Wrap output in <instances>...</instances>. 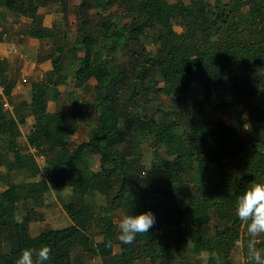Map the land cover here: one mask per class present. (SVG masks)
Here are the masks:
<instances>
[{
    "label": "trees",
    "instance_id": "1",
    "mask_svg": "<svg viewBox=\"0 0 264 264\" xmlns=\"http://www.w3.org/2000/svg\"><path fill=\"white\" fill-rule=\"evenodd\" d=\"M76 1L70 42L64 28L72 0H0L18 14L32 8L28 33L53 42L39 52L53 69L33 83L31 101L13 111L0 104V178L3 166L15 165L10 154L19 150L28 115L34 117L28 143L45 154L44 179L14 184V199L0 194V264H15L34 245L52 249L45 264H88L94 256L103 264H235L223 235L242 231L237 197L253 181L264 182V0ZM54 5L63 23L47 27L39 10ZM70 80L90 91L95 114L75 146L69 143L78 130L75 117L43 107L48 89ZM160 92L168 98L163 105ZM240 106L250 109L248 117ZM225 117L246 125L248 134ZM144 144L152 151L150 167ZM95 156L106 160L102 170L91 169ZM205 158L209 169L200 167ZM50 186L71 189L63 208L72 224L34 238L30 224L41 218ZM96 193L104 216L92 207ZM20 206L22 219L13 220ZM148 211L156 217L149 232L121 243L119 214ZM98 232L113 236L116 254L94 240ZM262 236L257 247L264 250ZM4 243L8 252L1 251Z\"/></svg>",
    "mask_w": 264,
    "mask_h": 264
},
{
    "label": "rangeland",
    "instance_id": "2",
    "mask_svg": "<svg viewBox=\"0 0 264 264\" xmlns=\"http://www.w3.org/2000/svg\"><path fill=\"white\" fill-rule=\"evenodd\" d=\"M171 2H175L177 0H170ZM189 3V0H183ZM209 2H214L215 0H207ZM229 2L230 0H225ZM78 3L76 0H72L69 5V14H68V23L64 28L65 35L68 40L72 42L76 36V17L74 14V7ZM57 5L50 6L48 8H41L40 12L43 15L44 24L53 26L55 24H62L63 16L59 12ZM175 29L181 32L182 28L179 25L175 26ZM52 39L46 38L42 41L41 49L50 50L52 48ZM54 47V45H53ZM150 48V47H149ZM264 77V72H263ZM95 80L90 81V87L95 85ZM264 83V82H263ZM162 87V83L160 84ZM61 91L59 92V104L58 109H65V111L70 114V116H74L77 122L78 130L75 134L69 137V143L71 146H75L86 139L87 130L89 127L94 125L95 114H92L91 109L88 107V102L91 100V94L89 90H83L82 87H76L73 82L70 80L69 84L60 85ZM200 94L201 91H200ZM161 98L159 99V104H164L168 102L167 95L164 92H160ZM240 111L243 113L245 117L249 116L250 109L246 106H240ZM116 117V113L112 114ZM224 120L228 124H232L239 129L241 135L246 136L249 132V129L246 125H242L232 120L229 117H225ZM264 147V144H261ZM36 152V151H35ZM39 152V151H38ZM164 153V151H163ZM19 159V158H18ZM143 161L147 167H150L152 161V151L148 144L143 145ZM24 162V160H23ZM90 166L93 171L102 170L105 167L106 160L100 156H95L90 160ZM40 164V163H39ZM212 162L210 159L205 158L200 161L201 169H209L212 167ZM32 167L29 175H23V173L17 175V181L27 182L28 177L32 179V181H38L44 179L45 176L41 171L44 165L38 166V163L35 161L32 163ZM2 170H6L5 166L1 168ZM2 175V174H1ZM2 179V177L0 178ZM4 181L0 180V183ZM18 182V183H19ZM50 191L43 198V205L38 209L41 211V218L33 221L30 224V234L32 237L38 236L41 232L47 231L50 229H62L70 226L72 224V220L68 217L65 212L63 206L71 201V189L68 187H53L50 186ZM0 191H4V196H7L6 188L0 189ZM8 192V191H7ZM10 195L14 199L16 197V191L14 187H10L9 189ZM1 193V192H0ZM3 193V192H2ZM92 207L95 209L97 216L106 215L103 197L96 193L91 197ZM22 207L18 210L17 214L13 218V220L20 221L22 219ZM125 213H120L119 216L115 219V222L119 223V220L125 216ZM224 239L227 240L233 247V261L235 264H246V257L244 248L247 247L248 239L246 226L242 227V231L237 233L225 232L223 235ZM263 236H259L257 240L262 241ZM94 240L97 242H104L108 246V254L114 255L119 251L117 244L114 241V238L111 234H105L103 232L96 233ZM34 249H39V245L32 246ZM10 249V245L4 243L1 251L8 252ZM88 264H103V260L100 256H94L91 260L88 261ZM135 264H145L142 262H137Z\"/></svg>",
    "mask_w": 264,
    "mask_h": 264
},
{
    "label": "crops",
    "instance_id": "3",
    "mask_svg": "<svg viewBox=\"0 0 264 264\" xmlns=\"http://www.w3.org/2000/svg\"><path fill=\"white\" fill-rule=\"evenodd\" d=\"M32 13L33 9L29 8L27 13L18 14L0 3V79L4 86L11 87L10 96L5 95L11 107L8 109L10 111L22 101L29 103L32 99L33 83L41 79V75L44 76L53 69L51 60L39 61L42 42L28 33ZM5 34L7 37L4 38ZM60 91V86L48 89L43 103L45 111L50 113L57 111ZM0 104H3L1 98ZM33 124L34 117L28 115L26 123L20 126L19 150L10 154V159L15 165L12 170L1 172L4 181L0 183V189L5 187L8 197L4 196V191H0V194L6 198H12L9 189L19 182L18 174L29 175L31 168H34L32 163L35 161L39 167L45 165V154L30 146L27 140ZM28 181L32 179L28 177Z\"/></svg>",
    "mask_w": 264,
    "mask_h": 264
},
{
    "label": "clouds",
    "instance_id": "4",
    "mask_svg": "<svg viewBox=\"0 0 264 264\" xmlns=\"http://www.w3.org/2000/svg\"><path fill=\"white\" fill-rule=\"evenodd\" d=\"M235 215L246 226L249 237L246 264H264V250L257 247V238L264 235V182L253 181L237 197ZM155 222L156 217L151 211L125 215L119 220L117 239L123 244H132L138 234L149 232ZM51 251L48 245H42L39 249L25 248L15 264H45L50 259Z\"/></svg>",
    "mask_w": 264,
    "mask_h": 264
},
{
    "label": "built area",
    "instance_id": "5",
    "mask_svg": "<svg viewBox=\"0 0 264 264\" xmlns=\"http://www.w3.org/2000/svg\"><path fill=\"white\" fill-rule=\"evenodd\" d=\"M7 37V34L4 35V38ZM42 77V75H41ZM0 98L3 101V106L6 109H11L10 105L8 104V101L5 96V86L2 84L1 79H0Z\"/></svg>",
    "mask_w": 264,
    "mask_h": 264
}]
</instances>
